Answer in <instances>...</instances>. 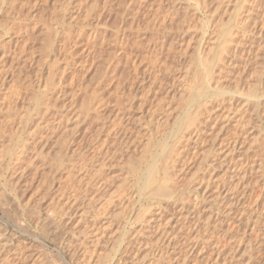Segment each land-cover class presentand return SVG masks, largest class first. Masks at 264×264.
Segmentation results:
<instances>
[{
    "label": "rangeland",
    "instance_id": "1",
    "mask_svg": "<svg viewBox=\"0 0 264 264\" xmlns=\"http://www.w3.org/2000/svg\"><path fill=\"white\" fill-rule=\"evenodd\" d=\"M263 156L264 0H0V264H264Z\"/></svg>",
    "mask_w": 264,
    "mask_h": 264
},
{
    "label": "bare ground",
    "instance_id": "2",
    "mask_svg": "<svg viewBox=\"0 0 264 264\" xmlns=\"http://www.w3.org/2000/svg\"><path fill=\"white\" fill-rule=\"evenodd\" d=\"M67 5V4H66ZM241 9V8H240ZM235 21V20H234ZM237 23V22H236ZM244 27V26H243ZM229 29V28H228ZM230 30V29H229ZM228 31V30H227ZM227 34V33H226ZM222 35L223 36H225L224 34H221L220 36L222 37ZM229 35V32H228V34H227V36ZM227 36H225V37H227ZM229 37V36H228ZM223 38V37H222ZM232 38V37H231ZM227 39H229V38H227ZM229 40H231V39H229ZM222 41V40H221ZM223 45H225L224 43H223ZM227 46H228V44H227ZM218 47V46H217ZM220 47H222V46H220ZM223 48V47H222ZM125 50V49H124ZM124 53V52H123ZM207 74H208V72H207ZM119 125V124H118ZM119 128V127H118ZM195 129V128H194ZM194 129H193V131H194ZM177 130V133H178V131H179V129H176ZM196 130V129H195ZM200 131V130H199ZM190 132V131H189ZM196 131H194L193 133H195ZM190 133H192V132H190ZM172 134V136H173V139L175 138L174 137V135H177L176 134V131H175V134H174V132L173 133H171ZM188 134V135H187ZM186 135L187 136H189V133H187ZM196 134V136H197V133H195ZM183 135V134H182ZM118 136V135H117ZM191 136H192V134H191ZM183 137H184V135H183ZM190 137V136H189ZM188 137V138H189ZM237 137V136H236ZM184 138H186V137H184ZM172 139V138H171ZM183 139V138H182ZM190 139V138H189ZM180 140V139H179ZM178 140V144L180 143V141ZM185 140V139H184ZM235 140V139H234ZM175 141V140H174ZM183 141V140H182ZM196 142V141H195ZM238 142V141H237ZM183 143V142H182ZM234 143V142H233ZM164 144H166V143H164ZM172 145H174V144H172ZM180 145V144H179ZM176 146H177V144H176ZM175 145L174 146H169V145H164V147H163V150H162V154L164 153H166V155L165 156H167V157H169L170 159H171V157H173L172 156V154L173 155H176V152H178V150H180L178 147H176ZM182 147V146H181ZM233 147V146H232ZM224 148V147H223ZM183 149V148H182ZM230 149V148H229ZM110 152V151H109ZM260 152V151H259ZM106 154V153H105ZM181 155V154H180ZM158 156H160V155H158ZM177 156V155H176ZM178 157V156H177ZM264 157V156H263ZM158 158H161V157H158ZM165 158V157H164ZM156 159V158H155ZM155 159H154V162L156 163H152L149 167H147L148 169L146 170V173H147V176H146V174H145V176H146V182L144 183V185L143 186H145V187H143V188H148V187H151V185L153 184V182H154V177L156 178V173H157V171L158 170H160V169H162V171H163V175H162V181H160V185H159V187H158V189L155 191V194H153L152 196H153V198L156 196V197H158V196H160V197H164V198H170L171 199V197L173 198V196L174 195H176L177 194V192H176V190H174V189H169V173H168V171H167V166H165V168L163 167H160V166H162L161 165V163H159V162H157V161H155ZM168 159V158H167ZM157 160V159H156ZM158 160H160L161 161V159H158ZM152 161V160H151ZM167 162V161H166ZM173 162V161H172ZM263 162V161H262ZM157 163H159L160 164V166H159V164H157ZM171 163V162H170ZM259 163H261V162H259ZM168 164V163H167ZM262 164V163H261ZM261 164H259V165H261ZM165 165H166V163H165ZM169 165V164H168ZM171 165V164H170ZM148 166V165H147ZM164 166V165H163ZM260 168H262L263 166H259ZM258 167V168H259ZM168 168H169V166H168ZM257 168V169H258ZM260 168H259V170H260ZM134 170V169H133ZM135 170H137L138 171V169H135ZM260 171H262V170H260ZM260 171H258V172H260ZM134 172V171H133ZM136 172V171H135ZM160 172V171H159ZM261 173V172H260ZM159 174V173H158ZM263 174V173H262ZM155 175V176H154ZM144 176V177H145ZM159 177H161V176H159ZM242 179V178H241ZM156 180V179H155ZM157 181V180H156ZM141 182V181H140ZM156 183V182H155ZM154 183V184H155ZM157 185V186H158ZM168 185V186H167ZM142 186V185H141ZM175 187V186H174ZM142 188V189H143ZM155 188H157V187H155ZM171 188V187H170ZM140 189V188H139ZM147 190V189H146ZM146 190H145V192H146ZM150 190V189H149ZM150 191H151V193H150ZM149 191V193L148 194H152V191H154V189H152V190H150ZM141 192H143V191H141ZM145 192H143V193H145ZM111 195H112V193H111ZM112 196H114V195H112ZM111 196V197H112ZM77 197V196H76ZM108 197H109V195H108ZM175 197V196H174ZM114 198V197H113ZM108 199V198H107ZM112 200V199H111ZM119 201V200H118ZM232 204V203H231ZM71 205H72V203H71ZM120 206V205H119ZM117 207V206H116ZM124 207V206H123ZM126 207V206H125ZM123 210V209H122ZM257 211V210H256ZM259 212V211H258ZM117 214H119V213H117ZM121 214V216H122V214H123V212H121L120 213ZM139 215V214H138ZM112 216V215H111ZM114 216V215H113ZM116 216V215H115ZM118 216V215H117ZM140 216V215H139ZM138 216V217H139ZM240 217V216H239ZM49 218V217H48ZM113 218V217H112ZM210 218V217H209ZM253 218V217H252ZM117 219V218H116ZM125 219V218H124ZM155 219V218H154ZM255 219V218H254ZM210 220V219H209ZM52 221V220H51ZM125 221L128 223L129 222V219H125ZM198 221V220H197ZM207 222V221H206ZM48 223V222H47ZM210 223V222H209ZM49 224V223H48ZM246 224V223H245ZM247 224H249V223H247ZM124 225V224H123ZM195 225V224H194ZM205 225V224H204ZM256 225H257V223H256ZM255 226V225H254ZM253 226V228H251V230H249V231H251V233L252 232H257L258 231V234H261V232L259 233V231H260V229L258 228V226L255 228ZM246 228H248L247 226H246ZM257 228L259 229V230H257ZM256 229V230H255ZM95 231V230H94ZM245 231V230H244ZM197 233H199V232H197ZM245 233V232H244ZM251 233H250V235H251ZM88 234V233H87ZM195 235V234H194ZM193 235V236H194ZM1 236V235H0ZM96 236V235H95ZM102 236V235H101ZM223 236H226V235H223ZM261 236V235H260ZM264 235L262 234V237H263ZM227 237V236H226ZM244 237V236H243ZM261 237V238H262ZM102 238V237H101ZM190 238H192V237H190ZM263 239H264V237H263ZM5 240V239H4ZM91 240V239H90ZM224 240V239H223ZM1 241V240H0ZM7 241V240H6ZM5 243H7V242H5ZM248 243V242H247ZM77 244V243H76ZM82 244V243H81ZM93 244V243H92ZM120 244V243H119ZM161 244V243H160ZM216 244H218V242L216 243ZM166 245V244H165ZM196 245H197V240L195 239V238H193V240H192V242H191V249H194V248H196ZM259 245V244H258ZM198 246V245H197ZM216 246V245H215ZM218 246V245H217ZM216 246V247H217ZM119 247H120V245H119ZM245 247V246H244ZM77 248V247H76ZM219 248V247H218ZM260 248V247H259ZM2 249V248H1ZM75 249V248H74ZM88 250V249H87ZM95 250V249H94ZM218 250V251H217ZM254 249H253V246L252 245H247L246 246V248H245V252H246V255H248L249 253H251V251H253ZM264 250V249H263ZM18 251V250H17ZM84 251V250H83ZM86 251V250H85ZM87 252V251H86ZM94 253V252H93ZM220 251H219V249H216V251H215V253H214V256H211V260L212 261H214V262H218L219 261V257L221 256L220 255ZM16 254V253H15ZM20 254V253H19ZM84 254V253H83ZM245 255V256H246ZM18 256V255H17ZM1 257V256H0ZM14 257V256H13ZM247 257V256H246ZM8 258V257H7ZM16 258H18V259H20V261H21V257L20 256H18V257H16ZM234 258V257H233ZM0 259H2V258H0ZM17 259V260H18ZM23 259H24V257H23ZM22 259V260H23ZM223 259V258H222ZM249 259H250V257H249ZM249 259H247L248 260V262H249ZM104 260V259H103ZM112 260V259H111ZM246 260V261H247ZM24 261V260H23ZM105 261V260H104ZM246 261H245V263H243V264H247L246 263ZM18 262V261H17ZM222 262V261H221ZM224 262V261H223ZM0 263H2L1 261H0ZM4 263V262H3ZM111 263V262H110ZM109 263V264H110ZM219 263V262H218ZM13 264H15V261H14V263ZM17 264V263H16ZM20 264V263H19ZM24 264V263H23ZM99 264H102V263H99ZM222 264V263H221ZM223 264H225V262L223 263ZM227 264V263H226ZM234 264V263H233ZM240 264H242V262L240 263Z\"/></svg>",
    "mask_w": 264,
    "mask_h": 264
}]
</instances>
